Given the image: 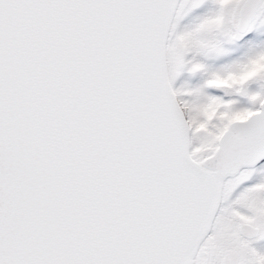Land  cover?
Instances as JSON below:
<instances>
[{
    "label": "snow or ice",
    "instance_id": "1",
    "mask_svg": "<svg viewBox=\"0 0 264 264\" xmlns=\"http://www.w3.org/2000/svg\"><path fill=\"white\" fill-rule=\"evenodd\" d=\"M0 264H264V0H0Z\"/></svg>",
    "mask_w": 264,
    "mask_h": 264
}]
</instances>
